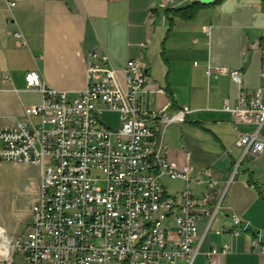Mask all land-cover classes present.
Instances as JSON below:
<instances>
[{"label":"built area","instance_id":"built-area-1","mask_svg":"<svg viewBox=\"0 0 264 264\" xmlns=\"http://www.w3.org/2000/svg\"><path fill=\"white\" fill-rule=\"evenodd\" d=\"M19 1L6 0L10 12ZM13 36L24 40L20 31ZM206 74L228 76L237 86V107L226 110L235 126L253 129L241 133L235 145L242 159H259L264 155V88L246 94L241 71L209 67ZM261 77L264 82V46ZM87 79V88L71 98L38 74L29 75L27 88L39 91L42 103L26 108L16 128L0 130V166L42 169L27 230L10 238L0 227V264H194L220 212V205L211 209L210 192L200 194L195 186L208 189L215 181L209 170L196 173L171 161L165 145L167 130L186 124L192 110H150L147 75L137 60L118 70L107 54L91 52ZM106 112L120 115L118 128L102 122ZM164 178L181 181L183 189L170 195ZM204 217L207 230L200 236ZM240 225L234 216L232 228L217 234L238 238ZM251 247L264 253L259 240ZM232 253L225 245L206 256Z\"/></svg>","mask_w":264,"mask_h":264},{"label":"crops","instance_id":"crops-1","mask_svg":"<svg viewBox=\"0 0 264 264\" xmlns=\"http://www.w3.org/2000/svg\"><path fill=\"white\" fill-rule=\"evenodd\" d=\"M194 3L206 7L192 19L172 12ZM17 31L23 42L13 36ZM263 46L264 0H20L12 12L0 0V130L16 128L26 108L42 103V94L27 88L31 74L75 97L88 86L89 53L107 54L118 70L129 60L139 61L148 79L150 110H192L186 124L166 132L170 160L196 173L209 170L215 181L212 188L195 187L200 194L210 192V207L220 205V212L194 264H264V253L251 247L253 240L264 245V155L242 159L237 138L253 128L235 126L226 110L237 107L239 90L228 76L206 74L209 67L241 71L245 93L253 94L264 88ZM40 181L33 185L35 199L24 231L9 234L0 223L10 238L27 230ZM234 216L241 220L240 237L217 234L232 228ZM207 224L204 217L200 236ZM225 245L232 246V254L207 258L214 247Z\"/></svg>","mask_w":264,"mask_h":264},{"label":"rangeland","instance_id":"rangeland-1","mask_svg":"<svg viewBox=\"0 0 264 264\" xmlns=\"http://www.w3.org/2000/svg\"><path fill=\"white\" fill-rule=\"evenodd\" d=\"M102 122L107 127L115 129L120 126L121 117L117 113L106 112L102 116ZM41 173L42 169L36 166L25 168L12 164L0 166V223L5 225L9 234L15 232L20 234L24 231L28 211L35 199L33 185L40 179ZM15 177L18 178L11 180ZM163 184L170 195H176L184 187L181 181H172L168 178L163 179ZM19 220L22 221L20 227L17 224Z\"/></svg>","mask_w":264,"mask_h":264},{"label":"trees","instance_id":"trees-1","mask_svg":"<svg viewBox=\"0 0 264 264\" xmlns=\"http://www.w3.org/2000/svg\"><path fill=\"white\" fill-rule=\"evenodd\" d=\"M204 7H206V6L205 5H201L199 3H194V4L190 5L187 8L176 9V10L173 9L172 12L175 14V16L192 19Z\"/></svg>","mask_w":264,"mask_h":264}]
</instances>
